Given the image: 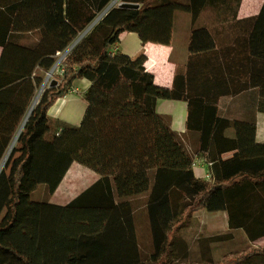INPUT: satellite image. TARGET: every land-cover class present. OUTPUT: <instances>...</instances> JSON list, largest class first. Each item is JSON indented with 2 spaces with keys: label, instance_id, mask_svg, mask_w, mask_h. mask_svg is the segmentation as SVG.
I'll return each mask as SVG.
<instances>
[{
  "label": "trees",
  "instance_id": "trees-1",
  "mask_svg": "<svg viewBox=\"0 0 264 264\" xmlns=\"http://www.w3.org/2000/svg\"><path fill=\"white\" fill-rule=\"evenodd\" d=\"M110 1L50 0L56 37L50 48L1 42L0 115L6 119L0 122V161L56 51L69 50L57 82L44 87L0 170V214L6 212L0 216V264H175L167 233L183 214L199 209L225 212L228 229H242L249 241L264 236V143L254 140V124L221 116L212 104L215 93L193 91L197 96L189 97L183 91L192 86L188 74L184 81L177 70L172 87H162L145 69L144 54L113 49L124 31L142 42L167 44L173 13L186 12L194 21L206 0H122L139 6H109L81 34ZM31 26L26 20L25 27ZM212 45L208 29L190 30L191 53ZM77 78L90 82L82 93L80 122L48 117L49 106ZM158 98L187 99L186 127L200 133L198 154L210 166L209 180L194 176L195 152L171 129L170 117L156 111ZM229 126L234 138L222 135ZM72 162L94 171L97 180L65 204L30 198L38 184L53 193ZM140 195H146L156 246L149 253L139 249L135 237L132 198ZM231 237L228 230L210 239ZM217 264H264V247Z\"/></svg>",
  "mask_w": 264,
  "mask_h": 264
},
{
  "label": "crops",
  "instance_id": "crops-1",
  "mask_svg": "<svg viewBox=\"0 0 264 264\" xmlns=\"http://www.w3.org/2000/svg\"><path fill=\"white\" fill-rule=\"evenodd\" d=\"M205 2L194 21H191L190 14L186 12L173 13L171 39L167 44L142 42L136 33L124 31L120 33L119 41L113 49L130 56L144 54L146 56L144 67L153 74L156 85L170 88L177 70L184 81L188 74L192 86L190 88L184 86L183 91L191 93L189 97L197 96L193 95V91L215 93L212 104L216 105L220 115L231 121L253 123L254 140L264 143V0H239L236 8L233 5L235 0ZM54 11L50 0L48 3L46 0H32L31 5L26 4L25 0H0V55L1 42L7 43L10 40L20 45L34 44L35 47L40 46L41 43L47 44L49 48L51 44L54 45L56 37L51 31V26L54 28L55 25ZM30 19L32 26L26 28V20ZM198 27L210 31L213 45L205 52L191 53L187 47L190 30ZM89 83L85 78L75 79L71 88L76 91H68L58 97L47 109V116L77 125L86 105L82 93ZM203 99L207 100L206 102L203 100L204 103L211 101L209 98ZM155 109L158 113L170 117L171 129L181 133L188 148L195 152L192 164L194 176L209 180L210 166L198 154L200 133L186 127L187 99L158 98ZM3 119L6 118L0 115V122H3ZM222 135L234 138L235 130L231 126L225 127ZM231 154L232 151L222 153L221 156L227 158ZM76 170L78 168L69 172L66 176L67 182L75 179ZM92 178H94L93 183L97 180L98 174ZM86 187L88 185L83 189ZM145 202L146 195L132 198L136 242L141 251L149 253L155 251L156 246L151 234L150 218L145 209ZM137 209L140 211L137 212ZM217 216H220L219 225L211 224L212 218ZM187 222L189 224L186 226ZM218 229L221 233L229 230L232 235L236 232L241 239L247 242L257 241L262 245L261 247H264V236L249 241L242 229H228L226 213L208 215L193 211L183 214L180 223L167 233V249L173 263L189 264L211 260L212 264H216L210 247L213 240L210 238L217 234Z\"/></svg>",
  "mask_w": 264,
  "mask_h": 264
},
{
  "label": "rangeland",
  "instance_id": "rangeland-1",
  "mask_svg": "<svg viewBox=\"0 0 264 264\" xmlns=\"http://www.w3.org/2000/svg\"><path fill=\"white\" fill-rule=\"evenodd\" d=\"M112 1V0H111ZM111 1L109 2V4L111 3ZM122 1V0H120ZM119 2V0H117V2L111 4V5H107L106 8H104V10H102L101 12H99V14H103L105 12V10L108 8V6H112V5H117V3ZM59 62L57 57L54 61V63L52 64V68L48 71H46L44 73V77L43 80L40 84V86L36 89L35 94L31 100V109L32 107L35 105V103L37 102V100L39 99L44 87L49 86L50 80L52 78L55 79V77L60 74V65L55 68L56 63ZM48 72V73H47ZM56 80V79H55ZM57 82V81H56ZM45 83V84H44ZM76 88V87H73ZM74 91H76V89H74ZM30 108V107H29ZM23 120V119H22ZM21 120V122H22ZM21 124V123H20ZM22 129V126L20 128H18V130L20 131ZM17 130V132L14 134L3 158L0 161V170L3 167V165L5 164L8 154L11 151V149L17 144L16 143V138L17 135L19 133V131ZM14 140V142H13ZM76 168H78V170H76L74 172V178L71 182H67L66 181V176L69 174V172L74 171ZM65 178L63 179V181H61V183L59 184V186L57 187V189L53 192V193H47L46 192V186L44 184H38L36 186V188L30 193V198L33 200H48L49 202L52 203H57V204H65L67 202H69L73 197H75L78 193L81 192V190L90 183H92V180L94 178H92V176L96 177V173L94 171H92L91 169L77 163V162H72L70 169L68 171V173L66 174ZM137 212L140 211V209L136 210ZM199 213V214H217V213H222L223 215H225L224 212L222 211H206L204 209H201V211H195V213ZM1 217H5L6 216V212L5 210H3ZM0 217V219H1ZM213 220L211 221V224H218L219 220H220V216H217L216 218H212ZM189 224V222L186 223V226ZM191 224V223H190ZM219 225V224H218ZM219 228V226H218ZM202 235V233H198V235ZM205 234V233H203ZM217 234H221L220 229H218ZM195 235V234H192ZM212 237V236H211ZM261 244H258V242H247L245 241V239H241L240 235L237 234L235 232V234L232 235V239L229 238L227 241H213L212 245H210V247L212 248V253L214 255V258L216 260V264L219 263L220 261H222L224 258L226 257H234L236 255H238L241 252H246L247 250L254 248V247H261Z\"/></svg>",
  "mask_w": 264,
  "mask_h": 264
},
{
  "label": "built area",
  "instance_id": "built-area-1",
  "mask_svg": "<svg viewBox=\"0 0 264 264\" xmlns=\"http://www.w3.org/2000/svg\"><path fill=\"white\" fill-rule=\"evenodd\" d=\"M115 2H117V0H112L111 1V3L109 4V5H111V4H113V3H115ZM121 1L119 0V2L117 3V5L120 3ZM115 5V4H114ZM109 7V6H108ZM100 16H101V14H98L97 16H96V18H94V20L90 23V25L81 33V34H83V33H85L90 27H91V25H93L99 18H100ZM68 50H69V47L68 48H66L65 50H62V51H59L58 53H57V59H58V61L59 62H57L56 63V65H55V68H57L60 64H61V61H62V59L65 57V55H66V53L68 52ZM60 67H61V65H60ZM51 68H52V66H51ZM50 68V69H51ZM60 71H61V69H60ZM48 73V72H47ZM68 91H70V92H73L74 90L72 89V88H70ZM67 91V92H68ZM66 93H64L63 95H65Z\"/></svg>",
  "mask_w": 264,
  "mask_h": 264
},
{
  "label": "water",
  "instance_id": "water-1",
  "mask_svg": "<svg viewBox=\"0 0 264 264\" xmlns=\"http://www.w3.org/2000/svg\"><path fill=\"white\" fill-rule=\"evenodd\" d=\"M118 6L128 7V8H137V7H138V3L121 1V2L118 4ZM55 83H56V80H55L54 78H52V79L50 80L49 86H52V85H54ZM30 111H31V106H30V108L28 109L26 115L24 116V118H23V120H22V122H21V124H20V128H21V126H23V124H24V122H25V120H26L28 114L30 113Z\"/></svg>",
  "mask_w": 264,
  "mask_h": 264
},
{
  "label": "bare ground",
  "instance_id": "bare-ground-1",
  "mask_svg": "<svg viewBox=\"0 0 264 264\" xmlns=\"http://www.w3.org/2000/svg\"><path fill=\"white\" fill-rule=\"evenodd\" d=\"M43 83V82H42ZM45 84V83H44Z\"/></svg>",
  "mask_w": 264,
  "mask_h": 264
}]
</instances>
